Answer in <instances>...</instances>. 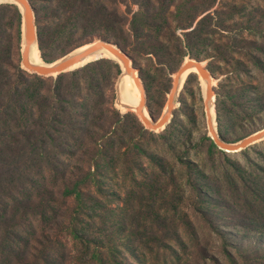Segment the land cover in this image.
I'll list each match as a JSON object with an SVG mask.
<instances>
[{
	"label": "trees",
	"instance_id": "16d2710c",
	"mask_svg": "<svg viewBox=\"0 0 264 264\" xmlns=\"http://www.w3.org/2000/svg\"><path fill=\"white\" fill-rule=\"evenodd\" d=\"M29 1L46 62L96 38L113 41L138 67L155 119L168 100L172 75L185 58L206 61L209 55L204 47L231 25L222 14L228 13V19L237 14L214 9L218 0ZM22 32L20 7L0 3V264H61L53 242L65 228L66 235L87 245L82 216L90 200L106 193L109 171L115 173L119 166H129L132 174L147 170L144 159L164 175L174 166L154 160L147 138H142L154 132L135 113L117 108L119 62L101 58L57 76L30 73L20 64ZM256 48L264 53L261 46ZM141 60H146V66ZM252 63L264 73L260 57L254 55ZM153 71L164 80L159 83ZM192 80L201 91L196 73L187 77L184 90H189ZM256 90L253 105L236 100L244 89L229 91L235 108H229L226 118L217 91V123L223 140L236 142L260 129L264 85ZM202 141L208 144L212 164L182 159L184 197L194 202L220 237L229 235L222 226L264 228V149L257 148L264 140L241 150L242 161L228 158L207 131ZM174 172L171 178L176 181ZM259 254L256 248L247 251L253 259Z\"/></svg>",
	"mask_w": 264,
	"mask_h": 264
},
{
	"label": "rangeland",
	"instance_id": "374dc122",
	"mask_svg": "<svg viewBox=\"0 0 264 264\" xmlns=\"http://www.w3.org/2000/svg\"><path fill=\"white\" fill-rule=\"evenodd\" d=\"M214 9L237 12L230 19L227 18L228 13L222 14L231 25L228 30L214 34L210 44L204 47V52L209 55L204 64L211 65L214 70L215 97L217 99L219 91L221 112L226 118L229 108H235L228 97L229 91L233 94L244 89L236 100L249 101L253 105L252 100L258 93L256 87L264 85V73L252 63L254 55L264 61V53L256 48H264V0H218ZM239 22L241 24L236 25ZM242 25L254 28L241 29ZM105 58L116 60L115 56ZM141 63L146 66L147 62L141 60ZM134 67L140 76L138 67ZM176 73L172 75L173 80ZM153 74L159 83L164 80L161 74L154 71ZM123 75L125 71L122 68V73L115 79V104L122 113L133 112L138 116L135 109H124L122 104L116 103ZM199 80L201 91L194 80L189 83V90H184L185 80L168 128L169 123L157 131L148 128L154 134L142 135V138H147L145 141L151 147L154 160H166L168 167L175 168H169L164 175L158 166L154 165V171L149 160L144 159L147 170L132 174L129 166H119L115 173L109 171L105 180L106 193L90 200V206L82 216L81 225L86 229L87 245H81L66 235L65 228H61L60 238L53 242L54 253L61 264H103L102 259L104 264H264V234L260 233L264 228L222 226L229 235L220 237L216 228L194 208V202L192 204L184 197L182 159L189 157L202 164H212L208 157V144L202 141L204 132L209 134V130L204 101L206 88L200 76ZM145 96L147 104L146 93ZM166 105L167 102L158 119ZM257 126L259 130L263 129L264 120ZM160 133L165 135L160 136ZM239 133L243 135L242 130ZM257 148L264 149V145ZM226 153L230 159L242 161L244 158L240 151ZM251 154L257 157L253 149ZM173 172L176 181L171 178ZM251 248L260 251L257 259L247 255Z\"/></svg>",
	"mask_w": 264,
	"mask_h": 264
},
{
	"label": "water",
	"instance_id": "95a60500",
	"mask_svg": "<svg viewBox=\"0 0 264 264\" xmlns=\"http://www.w3.org/2000/svg\"><path fill=\"white\" fill-rule=\"evenodd\" d=\"M0 3H15L20 7L22 11L23 32H22V49H21L20 64L21 67L27 70L28 72L36 73L42 76H57L62 72L68 71L69 69H71L72 66L82 62L90 55L100 50L106 49L115 56L116 61L120 63L125 73L129 74L132 77H135L137 86L142 93V101L135 111L147 128L157 131L161 128H164L172 118L173 110L176 106V103H178L179 93L186 80V79L183 80L182 78L183 74L189 69L195 68L198 71V75L200 76V79L206 82V89L204 91V101H205L207 126L209 130V135L214 140L218 148L226 152H239L243 149L248 148L251 145H254L264 140V128L261 130H257L254 133L236 142H227L221 138L220 133L218 131L217 113L215 117V123L212 117V107L215 109L216 112V108H215L216 97L213 87V80L215 76L212 74L208 66L203 64L205 63V61L188 57V59L183 62V64L180 66V68L178 69L177 73L174 76L173 85L168 95L166 109L162 114V116L157 120L150 114L147 108L146 96H145L146 89L140 76L137 75L138 72L136 73L137 69L133 66L131 57L123 49H121L116 43H112L108 40H103L99 38L97 41H92L87 43L91 45L83 51L71 54L75 50L74 49L71 52L65 54L64 56L56 59L55 61L60 59L61 60L57 62L55 65L46 66V65L35 64L31 59L32 48L34 47V45H37L39 49V46H38L36 16L33 5L29 0H7ZM101 58H105V57H100L95 60ZM85 64L81 66H84ZM116 103L122 104L121 96L118 95ZM124 106L127 107L125 104ZM145 110L148 112V115H146Z\"/></svg>",
	"mask_w": 264,
	"mask_h": 264
},
{
	"label": "bare ground",
	"instance_id": "6f19581e",
	"mask_svg": "<svg viewBox=\"0 0 264 264\" xmlns=\"http://www.w3.org/2000/svg\"><path fill=\"white\" fill-rule=\"evenodd\" d=\"M3 1H7V0H0V2H3ZM90 45L91 44H86V45L80 46V47L76 48L71 54L83 51V50L87 49ZM100 57H114V56L108 50L103 49V50H100V51L90 55L89 57H87L82 62L77 63L76 65L72 66L71 69L75 68L76 66L82 65L83 63H85L87 61L94 60V59H97ZM31 59H32L33 63H35V64L46 65V66L55 65L57 62H59L61 60L60 59V60L50 62V63L45 62L40 55V51H39L37 45H34V47L32 48ZM191 73H198V71L195 68L189 69L188 71H186L183 74V77H182L183 80H185L187 78V76L190 75ZM120 80H121V83H120V89L119 90H120V96L122 99L123 108L125 107L124 106V104H125L128 108L136 110V108L140 105V103L142 101V93L137 86L135 77H132L129 74L125 73V75H123V78H121ZM204 85L206 88V82H204ZM127 107H125L124 109H127ZM145 112H146V115H148V112L146 110H145ZM212 117H213L214 123H215L216 112H215V109L213 107H212Z\"/></svg>",
	"mask_w": 264,
	"mask_h": 264
}]
</instances>
